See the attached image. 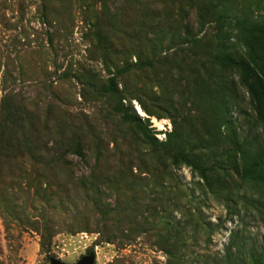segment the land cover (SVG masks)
Here are the masks:
<instances>
[{
  "label": "rangeland",
  "instance_id": "rangeland-1",
  "mask_svg": "<svg viewBox=\"0 0 264 264\" xmlns=\"http://www.w3.org/2000/svg\"><path fill=\"white\" fill-rule=\"evenodd\" d=\"M218 12L264 21V0H0V141L15 113L56 147L40 170L89 229L46 233L33 189L10 178L32 169L0 162V264H248L261 253L264 193L235 175L253 113L217 59Z\"/></svg>",
  "mask_w": 264,
  "mask_h": 264
},
{
  "label": "trees",
  "instance_id": "trees-1",
  "mask_svg": "<svg viewBox=\"0 0 264 264\" xmlns=\"http://www.w3.org/2000/svg\"><path fill=\"white\" fill-rule=\"evenodd\" d=\"M214 24L217 59L222 67L237 72L239 84L246 91L253 113L251 125L240 124L241 131L235 139V175L241 183L252 185L264 193V21H257L242 14L230 16L225 12H218ZM235 47L241 50V55L231 54ZM115 92V81L111 79L107 93ZM118 112L122 114V119L126 123L135 126L139 122L136 115L130 116L122 110ZM7 117L9 115H6ZM19 121L18 116L13 113L9 127L13 138L8 137L0 141V162L11 163L17 168L28 165L32 170H21L17 175H12L13 171L10 178L17 179L16 182L24 181L27 189H33L34 197L44 208L46 233H50L49 225L55 224L74 233L89 230L87 221L77 220L79 218L76 205H73L71 199L61 191L56 179H48L40 170L59 160V157L53 156L57 153L55 150L57 148H49L34 137L28 136L26 128ZM96 193L100 195L105 192L97 187ZM83 194L88 203L89 191L86 189ZM66 205L69 207L66 208ZM91 209L105 213L107 206L101 202L97 204L93 202ZM71 211H76V217H71L69 223L65 218L59 222L55 221L57 214L69 215ZM236 262L246 264L239 259H236ZM248 264H264V249L259 255L252 256Z\"/></svg>",
  "mask_w": 264,
  "mask_h": 264
},
{
  "label": "water",
  "instance_id": "water-1",
  "mask_svg": "<svg viewBox=\"0 0 264 264\" xmlns=\"http://www.w3.org/2000/svg\"><path fill=\"white\" fill-rule=\"evenodd\" d=\"M52 264H60V263L59 262H52ZM77 264H94V257L90 256V257L84 258Z\"/></svg>",
  "mask_w": 264,
  "mask_h": 264
}]
</instances>
